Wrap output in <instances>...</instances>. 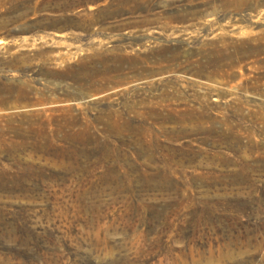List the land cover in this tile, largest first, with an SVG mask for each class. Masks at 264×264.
Masks as SVG:
<instances>
[{
	"label": "rangeland",
	"instance_id": "obj_1",
	"mask_svg": "<svg viewBox=\"0 0 264 264\" xmlns=\"http://www.w3.org/2000/svg\"><path fill=\"white\" fill-rule=\"evenodd\" d=\"M162 99L216 123L157 137L171 170L155 189L132 134ZM51 101L71 110L47 129L91 122L109 145L78 148L89 173L31 149ZM263 152L264 0H0V264H264ZM17 165L43 174L11 186Z\"/></svg>",
	"mask_w": 264,
	"mask_h": 264
},
{
	"label": "bare ground",
	"instance_id": "obj_2",
	"mask_svg": "<svg viewBox=\"0 0 264 264\" xmlns=\"http://www.w3.org/2000/svg\"><path fill=\"white\" fill-rule=\"evenodd\" d=\"M106 72L108 74L111 71L107 70ZM89 98H91V95H89V93H83V92L80 93L77 97V99L81 100V101L87 100ZM63 102L64 101H51V103L48 105V107L44 108V113L48 114V116H47L48 119L45 121H41V123H40L41 128L39 130L36 131V130H30L29 129L30 134H31L30 137L32 138V142L30 143V147L33 151H35L39 154H42L45 156H51L54 159L55 165L57 164L56 167L67 176L68 175H78V174L81 175L83 173L87 174V173H89L87 171V169L85 167H81L79 165L78 161L88 159V155H86L84 152H82V154H80V152L78 151V148H81V147L84 148L87 144L91 143V144H94L96 146V148H97L96 151L99 150L100 152H103V154H104L105 150H109V145H107L105 143V141H100V139H98L93 133L90 132L91 124H92L91 122H83L81 125L78 124L79 126L77 127V129H74V127L76 126L75 122H69V123L64 122L63 124H58L54 130L47 129L46 126L50 125V122L52 119L58 120L57 117H59V120H61V119H64L65 117H67L66 115H63V114H67V113L70 114L71 108H68L66 106H62ZM167 102H170V101L169 100L166 101L165 99H162L156 103L148 102L150 104L149 110L145 113H142L140 116H138V119L140 120L141 125H139V127H137L136 129L133 128L134 132H133L132 136H134L136 138L135 140H136L137 145H138L137 148H139V151L141 152V156H144L148 162L147 167L143 170L144 172H142L140 174V176L147 178L148 175H151V176L153 175V176H156V178H157L156 180L153 179L151 181L145 180L142 182V180H141V182H142L141 186H144V187L156 189V188H160L162 186H165L166 176L171 170V168H170L171 166L170 167L168 166L167 161L164 157L165 155L162 156L163 158L161 157V155H158L164 149L160 144L157 143L158 141H156V139L159 135L171 137L174 135L186 136V135H189L191 133H200V134L203 133L204 135L209 136V135H213L215 133L214 132V124L216 122L213 121L210 117H207L206 119H207V122H210L211 126L204 127L203 126V120H204L205 115L203 113H199V114L188 113L187 114L186 111H189L187 109V107L179 110L177 107H175L172 104H169ZM29 104H31V103H29ZM29 106L40 108L41 104L32 103ZM42 109L43 108H40V110H42ZM35 111H39V110L37 109ZM163 112L166 114H164ZM183 112H185V113H183ZM170 113H173L174 116H172ZM181 113H183V114L179 115ZM38 115H40V114H38ZM73 117H74L73 115H68L69 119H72ZM116 117H119V116H116ZM177 117H179L181 120H183V121H181L180 129L178 128L179 131L176 132V130H175L176 128L174 129L175 131L166 130L164 124H166L167 122L175 121V119ZM221 121L224 122L223 119ZM116 124L122 130L123 129L125 130L129 126H131V124L129 125V122L127 120H121V123L117 122ZM212 124H213V126H212ZM156 125L159 127L157 132L154 131V127ZM179 126L180 125H178V127ZM108 127L110 128L111 126L108 124ZM29 130H28V132H29ZM115 130H116V128H115ZM129 130L131 131V129H129ZM229 130L230 129L227 128V130L225 132L228 134H226V135L224 134V135H222V137L225 138L226 140L227 139H231L233 141L235 140V142L237 143L236 146L240 145V147H243L242 142H241V138H239L238 136H235L234 134L229 133ZM245 136L247 138V142L244 143V147L247 149L248 152H252L255 149H258V152H260V150H262V148H259L261 146H256V145L252 144V142L250 140L251 139V133L250 132H247ZM27 138H28V136H27ZM15 146H19L22 148V146H24V145L21 143L14 144V145L10 144V148L15 147ZM88 147H90V146H88ZM187 152H189V151H187ZM202 153L204 154V152H202ZM202 153H200V154H202ZM78 154H80L81 156H78ZM42 155H41V158H42ZM261 155L264 156V152L260 153V156ZM214 156H216V155H214ZM185 158H187V157H185ZM204 158H206V157H204ZM48 159H50V158H48ZM245 163L246 162H244L243 165ZM15 169L18 170L19 173H17V174L19 176L16 177L17 179L10 178L11 186H15V187H24V186H22V183L25 185L26 182L31 181V179L36 180L38 178H41V176L43 174L42 168L35 167L33 165H17L15 167ZM147 173H149V174L147 175ZM66 183H72V182L67 180V179H64L61 181V185H64ZM84 183H86L89 186L94 187L96 185H99L102 182H99V183H96L93 181L87 182L86 180L82 179L78 182V185H83Z\"/></svg>",
	"mask_w": 264,
	"mask_h": 264
}]
</instances>
